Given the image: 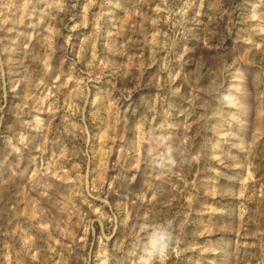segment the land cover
Here are the masks:
<instances>
[{
	"label": "rangeland",
	"instance_id": "rangeland-1",
	"mask_svg": "<svg viewBox=\"0 0 264 264\" xmlns=\"http://www.w3.org/2000/svg\"><path fill=\"white\" fill-rule=\"evenodd\" d=\"M264 264V0H0V264Z\"/></svg>",
	"mask_w": 264,
	"mask_h": 264
},
{
	"label": "clouds",
	"instance_id": "clouds-1",
	"mask_svg": "<svg viewBox=\"0 0 264 264\" xmlns=\"http://www.w3.org/2000/svg\"><path fill=\"white\" fill-rule=\"evenodd\" d=\"M172 247V234L169 225L166 222L151 224L143 242L141 264H152L154 259H163Z\"/></svg>",
	"mask_w": 264,
	"mask_h": 264
}]
</instances>
